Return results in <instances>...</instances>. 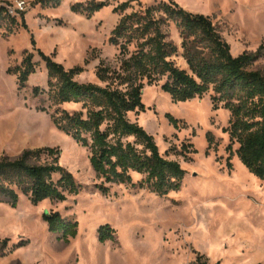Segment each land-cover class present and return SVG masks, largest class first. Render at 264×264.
I'll return each mask as SVG.
<instances>
[{
	"label": "rangeland",
	"instance_id": "374dc122",
	"mask_svg": "<svg viewBox=\"0 0 264 264\" xmlns=\"http://www.w3.org/2000/svg\"><path fill=\"white\" fill-rule=\"evenodd\" d=\"M0 1L25 4L21 12L26 25L16 14L20 28L14 34L0 29V157L16 159L26 150L58 149L60 165L81 186L80 193L68 195L65 202L33 205L25 196L16 208L0 202V264H195L198 256L210 264H264V182L238 158L239 144H232L226 132L230 112L214 109L212 92L174 103L161 85L147 86L145 112L131 114L130 119L154 137L165 158L180 163L185 171L182 187L160 197L131 185H106L105 195L90 151L52 121L56 108L46 94L48 74L38 50L67 70L84 68L76 78L80 83L98 84L96 69L101 63L118 65L120 50L109 42L123 17L114 12L118 5L89 19L73 13L71 6L91 0H65L58 9L42 8L36 0ZM174 1L186 11L209 16L234 57L255 53L264 45V0ZM162 2L170 3L139 0L126 14ZM166 31L180 47L175 24ZM27 52L35 55L37 71L19 90L14 71ZM176 63L186 67L181 58ZM254 69L264 73V59ZM189 144L193 149H183ZM132 175L134 184L144 179ZM46 212L77 221V237L65 242L51 233L43 220ZM106 225L115 231V242H100L99 229Z\"/></svg>",
	"mask_w": 264,
	"mask_h": 264
},
{
	"label": "trees",
	"instance_id": "16d2710c",
	"mask_svg": "<svg viewBox=\"0 0 264 264\" xmlns=\"http://www.w3.org/2000/svg\"><path fill=\"white\" fill-rule=\"evenodd\" d=\"M169 1L132 14L126 12L139 0H91L71 6L73 13L90 19L117 4L114 12L123 17L109 42L119 48L120 54L117 66L101 63L97 67L99 83L94 84L76 80L85 72L84 68L67 70L38 50L48 74L46 94L56 108L52 114L54 125L90 151L92 169L103 180L100 186L103 194L109 192L106 185H131L165 197L181 189L185 171L178 161L160 153L154 137L133 122L130 115L145 112L143 94L147 86L161 85L174 103L201 99L212 92L214 109L222 107L230 112L226 132L232 144H239L238 158L264 182V73L254 69L264 59V45L255 53L234 57L209 16L191 13L174 0ZM64 2L36 0L35 5L58 9ZM7 6L11 4L0 1V29L5 27L12 35L20 28L17 16L26 27L25 13L12 16ZM170 23L178 30L180 47L166 31ZM177 58L184 61L185 68L177 65ZM34 59L35 55L27 52L14 71L19 90L26 88L37 71ZM34 93L38 94L39 88ZM64 105L77 109L63 110ZM169 119L178 127L177 120ZM183 149H193V144ZM60 155L58 149L43 148L26 150L16 159L0 157V202L16 208L21 196L39 205L45 201L65 202L68 195H78L81 186L60 165ZM133 173L144 179L134 184ZM43 220L49 231L65 242L78 235L79 224L73 218L46 212ZM99 240L115 242V231L108 225L102 226ZM202 261L203 257L198 256L195 264H210Z\"/></svg>",
	"mask_w": 264,
	"mask_h": 264
},
{
	"label": "built area",
	"instance_id": "2783aa9c",
	"mask_svg": "<svg viewBox=\"0 0 264 264\" xmlns=\"http://www.w3.org/2000/svg\"><path fill=\"white\" fill-rule=\"evenodd\" d=\"M25 4L23 3H17L14 6H7L8 12L10 15L15 16L17 12H21L24 10Z\"/></svg>",
	"mask_w": 264,
	"mask_h": 264
}]
</instances>
